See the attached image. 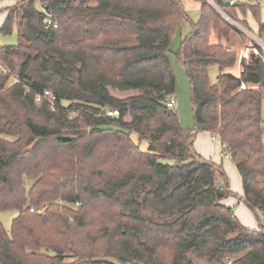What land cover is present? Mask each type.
<instances>
[{
    "label": "trees",
    "instance_id": "trees-1",
    "mask_svg": "<svg viewBox=\"0 0 264 264\" xmlns=\"http://www.w3.org/2000/svg\"><path fill=\"white\" fill-rule=\"evenodd\" d=\"M194 1L200 17L177 53L190 131L167 106L170 40L188 20L181 0H17L4 10L0 34L15 26L18 42L0 46V212L16 214L8 231L0 220V264H194L187 249L220 264H264V62L243 58L237 77L225 72L237 55L224 47L236 30L225 16L237 13L249 11L264 39L260 6ZM109 86L141 92L118 99ZM43 90L54 110L36 103ZM199 132L219 138L258 230L221 203L232 194L221 165L193 149ZM142 207L171 219L153 221Z\"/></svg>",
    "mask_w": 264,
    "mask_h": 264
},
{
    "label": "rangeland",
    "instance_id": "rangeland-1",
    "mask_svg": "<svg viewBox=\"0 0 264 264\" xmlns=\"http://www.w3.org/2000/svg\"><path fill=\"white\" fill-rule=\"evenodd\" d=\"M16 2H17V0H0V17L4 13V10L6 8H9L10 6L15 5ZM240 2L241 3L242 2L251 3V4H257L258 3L260 6V10H261L260 11V19L264 20V0H241ZM181 4H182L183 10H185V12L187 14L188 20L181 21L180 28L175 32L174 36L171 38V40H170L171 43H170L169 51H168V57L170 60L171 70L174 73V77H175V88L176 89H175V93L172 97L175 101L174 102L175 105L173 107V110L176 112L177 117L179 118L181 128L190 131V130H193V127H194V119L192 118L191 87L189 86V80H188L187 74L183 69L182 63L180 62V59H179V56H177V53L180 49L181 40L185 36H187L191 31V25H189V23L190 22L196 23V21L199 19L200 9H199V2L194 1V0H181ZM37 7L39 8V5H37ZM242 15H244V14H242ZM240 18H242V16ZM248 20L249 21L252 20L254 22L251 15L248 16ZM231 23L236 27V30L232 31V33L235 36H237V38L241 39V42H244V43H245V39L248 36L249 39H251L250 41L252 42V45L254 46V49L256 50V52H259L258 48L256 46L259 37H258V39L256 37L253 38L250 35V32H249L250 30L247 28V25L244 27L243 25L240 24V21L232 19ZM253 25H254V23H253ZM12 30L13 31L9 36H4V35L0 34V46H10V45L17 44L18 36H17V30H15V26H13ZM239 30L240 31L242 30L243 33L240 32ZM240 33L243 34V37H244L243 39L241 38ZM209 40H210V37H209ZM210 43H211V40H210ZM234 52L236 53V51H234ZM256 52H254V54H250V56H248L246 59H249L252 55H254L256 57H261L263 62H264L263 54H261L260 52L258 54ZM236 55H237V53H236ZM228 69H230V68H228ZM231 70L234 74L236 73V70L234 68H231ZM208 71H209V73H208L209 78H210L211 82H213L215 80L216 76L218 75L217 68L215 66H213L212 68H209ZM227 71L228 70H225V72H227ZM108 89H109L111 95L118 98V99L125 98L128 96H133V95H136V94L141 92V90H139V89H136V90H118V89L112 88L110 86L108 87ZM262 116H263V121H264V93H263V98H262ZM124 119L128 120L127 117H125ZM131 135H132L131 139L133 140V142L137 143L138 137L134 134H131ZM1 137H3V136H1ZM6 139H9V138H6ZM195 140H196V142L194 141V143H193V149L197 153H198V150H200V149H205L208 153L211 150H213L214 147L216 146V144H213L210 141V137L208 136L207 133L199 132L195 136ZM148 141H149V135H146L144 141L140 144V148L142 150H144L146 148ZM223 160H224V163L226 164V166L230 167L231 163H229V161L226 160V158H223ZM233 172H234V167H233ZM226 179H227L228 188L230 191L235 192L236 189L238 190V188L240 186V181H239L238 177H236L232 174V171L226 172ZM236 179L238 181H236ZM30 184H31V182L24 181V185H25L27 190H29V188L31 186ZM138 197H139L138 198L139 201L142 202V200L144 198L143 192H139ZM140 213L143 216L149 217L153 221H157V222H167V221H170V219H171L168 217L160 216L156 212L154 213V212L150 211L149 209L143 208V207L141 208ZM15 214H16L15 212H0V220H1V223L3 225V228L6 231H8L10 229V225H11L12 220L15 218ZM257 215H258L259 223L264 230V225L262 224L263 223V221H262L263 215L261 212H259ZM252 218H253V223L258 225L256 217L252 216ZM258 227H259V225H258ZM231 236H234V234ZM186 256H188L193 261L194 264H220L219 262L217 263L214 260H210L206 256H202V257L198 256L196 253H194L190 249H187Z\"/></svg>",
    "mask_w": 264,
    "mask_h": 264
},
{
    "label": "crops",
    "instance_id": "crops-1",
    "mask_svg": "<svg viewBox=\"0 0 264 264\" xmlns=\"http://www.w3.org/2000/svg\"><path fill=\"white\" fill-rule=\"evenodd\" d=\"M241 1V0H239ZM261 11V10H260ZM252 14L247 11L246 14L244 15H241L240 13H237V20L242 22L244 21L245 24L247 25V28L250 30V35L254 38L257 37V32H258V25L259 23H256V21L254 20L253 16V20L254 22L251 20L249 21L248 20V16ZM242 16V18H240ZM6 18V15H5V12L2 14V16L0 17V25L3 23V21L5 20ZM260 22H264V20H261L260 19ZM254 23V25H253ZM248 31V30H247ZM260 39V38H259ZM210 40H211V44L214 43V44H218L219 43V40L217 39V37L215 35H210ZM251 39H249V37L247 36L246 40H245V43L244 42H241V39L237 38V36H235L232 32L229 34V37H228V41L227 43H224V47L228 50H232V51H236L237 53V60H236V64L234 67L235 70H236V73L234 74L230 69H228L227 73L230 72L232 74H234L235 76L239 77L240 76V73L242 72L241 70V61L243 60V58H247L248 56H250V54H254V52H256V50L254 49V46L252 45V42L250 41ZM262 41H264L263 39H260ZM260 52V50H259ZM259 52H256L259 54ZM251 88L253 89H258V86H251ZM203 133H207V132H203ZM208 136L210 137V141L213 143V144H216V146L214 147L213 150H211L210 152L207 153V151L205 149H200L198 150V153L204 157L205 159L207 160H210L212 161L214 164H218V165H221V167L223 168L224 172H225V177H226V172L228 171H232V174L236 177H238L239 181H240V186L238 188V190L236 189L235 192H232L229 190L228 188V191L232 194L231 196L223 199L221 201V203L225 206V207H228V208H231V210L234 211V215L236 216L238 222L240 223V225H242L243 227H245L247 230L250 229V230H253V231H256L258 230V225L254 224L253 223V218L252 216L254 217V214L252 213V211L248 208H246V206L243 204V199H244V194H243V191H242V184H241V179L239 178V175L237 173V170H236V167L234 165V163H232V161L225 157L226 154L223 153L222 151V148H221V144H220V140L218 137H215V140L214 142L212 141V136L207 133ZM196 142V140H195ZM223 158H226V160L229 161L230 164V167H227L226 164L224 163V160ZM228 163V164H229ZM233 167H234V172H233ZM236 181H238L236 179ZM259 212H257L258 214ZM263 215V225H264V212L262 213ZM258 216V215H257ZM256 223V222H255Z\"/></svg>",
    "mask_w": 264,
    "mask_h": 264
},
{
    "label": "built area",
    "instance_id": "built-area-1",
    "mask_svg": "<svg viewBox=\"0 0 264 264\" xmlns=\"http://www.w3.org/2000/svg\"><path fill=\"white\" fill-rule=\"evenodd\" d=\"M235 3V1L234 0H231L230 2H229V6H232L233 4ZM43 12H44V9H43V7H42V9H41ZM224 16V15H223ZM47 18L48 19H46L45 20V22H47V25H50V23H51V19H52V15H50V14H47ZM225 20H229L230 22H231V20H230V18L227 16H225ZM240 31V30H239ZM240 32H242V30L240 31ZM243 33V32H242ZM246 34V33H245ZM257 48H258V51L260 50L263 54H264V41H262V40H260V39H258V42H257ZM35 101H36V103H38V104H41V103H43V102H46L47 104H48V106L51 108V110H54V108H55V98H54V96L52 95V93L50 92V91H48V90H43V93L42 94H38L37 96H36V98H35ZM175 101H174V99H170L168 102H167V106L168 107H170V108H173L174 107V105H175V103H174ZM106 115H108V116H117L118 115V113H117V111H106ZM72 117H73V114H70L69 116H68V119H72ZM215 137H217V136H213L212 137V141L214 142V140H215ZM225 157H227V158H229V155H225ZM33 209H30V212L32 211ZM228 264H230V261H228Z\"/></svg>",
    "mask_w": 264,
    "mask_h": 264
},
{
    "label": "water",
    "instance_id": "water-1",
    "mask_svg": "<svg viewBox=\"0 0 264 264\" xmlns=\"http://www.w3.org/2000/svg\"><path fill=\"white\" fill-rule=\"evenodd\" d=\"M225 2V0H223Z\"/></svg>",
    "mask_w": 264,
    "mask_h": 264
}]
</instances>
